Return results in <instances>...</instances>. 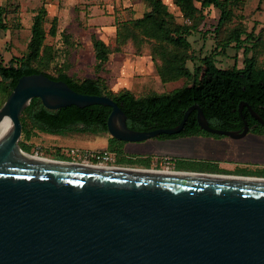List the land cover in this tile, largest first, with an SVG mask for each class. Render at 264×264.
Listing matches in <instances>:
<instances>
[{
	"label": "water",
	"instance_id": "1",
	"mask_svg": "<svg viewBox=\"0 0 264 264\" xmlns=\"http://www.w3.org/2000/svg\"><path fill=\"white\" fill-rule=\"evenodd\" d=\"M34 98L48 110L109 107L107 133L126 143L177 135L193 111L210 134L241 139L249 131L246 122L240 132L213 129L195 105L176 127L134 131L105 95L80 94L42 74L21 77L0 108V123H12L0 141V264H264V178L126 171L29 155L19 145L21 114Z\"/></svg>",
	"mask_w": 264,
	"mask_h": 264
},
{
	"label": "trees",
	"instance_id": "2",
	"mask_svg": "<svg viewBox=\"0 0 264 264\" xmlns=\"http://www.w3.org/2000/svg\"><path fill=\"white\" fill-rule=\"evenodd\" d=\"M39 1L41 5L32 15L23 53L11 56L5 63L0 52V94L4 96L2 104L21 77L42 74L53 81L64 82L77 93L111 98L125 114L126 126L130 130L153 131L176 127L186 109L195 105L201 109L208 125L213 129L240 132L246 122L250 131H264L247 109L249 106L264 121V58L260 62L256 55H248L251 48L255 49L259 45V37L255 38L252 32L247 34L241 28H234L227 37L216 40V47L209 55L198 58V65L193 70L187 67V63L194 60L188 37L200 32L207 17L204 11L210 9H214L218 17L212 28L205 33H210L215 38L220 35L225 25L231 21L232 12L228 0H172L191 22L190 26L175 23L162 0H144L148 11L141 18L115 24L113 45L92 38L94 61L90 68L96 75L95 78L70 74V67L66 64L54 63L56 50L52 45L46 44V39L57 35L58 17H51L50 27L46 29L44 25L48 17V0ZM7 15V7L0 5V39L5 38L10 30ZM243 35H246L244 39ZM251 40V48L246 47L244 43ZM232 44L238 50L243 49L242 66L217 67L215 56L220 55V52L216 51H224ZM128 46L131 47L130 50L126 49ZM114 53L147 57L152 62L160 83L183 81V84L167 93L148 92L141 96H136L129 90L112 92L98 75L105 71L109 56ZM53 68L55 72L51 73ZM110 112L111 108L101 105L48 110L39 99H31L22 112V120L26 119L30 125H27L26 120L22 121L24 141H29L37 132L107 134L106 123ZM200 134L219 137L202 131L196 122V111H193L179 134L160 135L157 138ZM125 144L126 142L109 136L105 150L116 154L119 161H124Z\"/></svg>",
	"mask_w": 264,
	"mask_h": 264
},
{
	"label": "rangeland",
	"instance_id": "3",
	"mask_svg": "<svg viewBox=\"0 0 264 264\" xmlns=\"http://www.w3.org/2000/svg\"><path fill=\"white\" fill-rule=\"evenodd\" d=\"M228 1L232 12L231 21L225 25V29L220 35L215 38L210 33H205L212 28L218 17V13L214 9H210L204 11V15L207 17L205 24L200 27V32L192 33L188 37L191 53L194 56V60L187 63L190 70L198 65L199 57L209 55L215 49L217 39H224L234 28H241L247 34L252 32L255 38L259 37L260 43L255 49L251 48L252 40L245 42L244 45L251 48L248 55L254 54L260 62L263 60L264 0ZM71 2L77 3L78 14L76 16L69 11L68 5ZM110 2L111 0H51L50 7L46 3L48 14L55 9L62 10V16H57V35L55 37L48 36L46 39V44L52 45L56 50L54 62L56 65L66 64L67 67H70V74H76L79 77L93 76L90 68L94 61L92 38L95 37L106 44L113 45L114 28L117 22H129L141 18L148 11L144 0H126V8H118L117 14L112 15V10L116 11V8L112 9L109 6ZM162 2L173 16L175 23L190 26L191 22L185 24L187 19L172 0H162ZM0 5L7 7V18L10 26L5 38L0 39L1 56L7 63L10 56H19L23 53L29 35L32 15L40 7L41 2L39 0H0ZM123 11H126V14L123 15ZM51 17L52 14L47 17L44 25L46 29L50 27ZM245 37L246 35H243L242 39ZM129 45L131 46V44ZM233 45L224 51L220 49L216 51L220 52V55L215 56L217 67L230 68L235 65L239 68L242 66L243 49L238 50ZM130 46L126 49L130 50ZM129 58L133 59L135 56L130 53L118 54L112 56L111 62L116 59L119 60L118 62L123 61V59L128 61ZM141 59L137 58L136 61ZM50 72L54 73V68ZM154 73L151 68H148L145 75L134 81L129 80L131 85L126 86V83L124 87L144 95L148 92L167 93L183 84V81L162 84L154 76ZM111 75V69L104 73V77H108L109 80ZM113 80L118 84L115 85L116 87L123 86L121 79L117 81L114 78ZM3 97V94H0V108L3 105ZM75 135L76 137L71 132L44 134L37 132L29 141H24L23 134L19 145L29 155L57 161L71 160L69 152L75 147L79 152L78 158L80 160L85 150L99 151L106 148L105 144L109 136L108 134L99 136V133L96 132H78ZM99 137H101L102 142L99 141ZM124 146L126 148V151L123 152L124 161H119V157L115 154L116 164L122 168H142L145 170L146 168H160L159 162L168 158L172 160L173 166L177 165L176 169H182L185 172L264 178V131H249L241 139H232L226 136L215 137L207 134L164 139L156 137L142 142L126 143Z\"/></svg>",
	"mask_w": 264,
	"mask_h": 264
},
{
	"label": "crops",
	"instance_id": "4",
	"mask_svg": "<svg viewBox=\"0 0 264 264\" xmlns=\"http://www.w3.org/2000/svg\"><path fill=\"white\" fill-rule=\"evenodd\" d=\"M47 3H48V7H50V5L52 4L51 3V0H48L47 1ZM60 5H63L62 3H60ZM66 6V5H65ZM112 9H114V8H116V11H114V10H112V15H115V14H117V12H118V8H121V7H123V8H126V0H111V2H110V5H109ZM68 7H69V11L71 12V13H73L75 16L78 14V12H77V9H78V6H77V3H72L71 2V4H69L68 5ZM87 9H89V8H87ZM52 13H49L48 14V16L50 15V14H52V17L53 16H62V10H53V11H51ZM122 14L124 15V14H126V11H123L122 12ZM1 52V51H0ZM118 54H120V55H126V53H114V54H111L110 56H109V59H108V62H107V64H106V66H105V71L104 72H102V73H100L98 76H100V77H102L103 79H104V83H105V86L110 90V91H112V92H118V91H121V90H129V91H131L133 94H135L136 96H141V95H143V94H139V92L138 93H136V92H133L132 91V89L130 90V89H127V88H125L126 86H129V85H131L130 84V82H129V80H135V79H139V77H142L143 75H145V72H146V70L148 69V68H151V70H153L154 71V67H153V65H152V62L150 61V59L149 58H147V57H135V58H129L128 59V61H126V59H123V61H121L120 60V62H118L119 60L118 59H116L114 62L112 61L111 62V60H112V56H114V55H118ZM128 56V55H127ZM11 57V56H10ZM137 58H142L141 60H138V61H136L137 60ZM144 58V59H143ZM146 58V59H145ZM147 59H148V61H147ZM117 62V63H116ZM150 62V63H149ZM111 66V67H110ZM110 69H111V71H112V75L109 77L110 78V80L108 79V77L107 78H105L104 77V73L107 71V72H109L110 71ZM155 72V71H154ZM93 73V72H92ZM137 74H139V75H137ZM154 76L157 78V76H156V73H154ZM96 77V75H94L93 74V76H91V78H95ZM114 78H116L117 79V81L119 80V79H121V83L123 84V86H115V85H118V84H116V82H114L115 80H113ZM110 81V83H109V81ZM127 80V81H126ZM126 83H127V85H126ZM129 83V84H128ZM124 85H126L125 87H124ZM68 133V132H67ZM71 133H73L74 134V136L76 137V135H75V133L76 132H71ZM103 134H105V135H107L106 133H99V136L100 135H103ZM108 138H109V136L107 137V140H108ZM99 141H101L102 142V139H101V137H99ZM107 146V142H106V144H105V147ZM75 148V147H74ZM126 148H125V146L123 147V152H125L126 150H125ZM102 150H105V148L104 149H102ZM99 151H101V150H99Z\"/></svg>",
	"mask_w": 264,
	"mask_h": 264
},
{
	"label": "built area",
	"instance_id": "5",
	"mask_svg": "<svg viewBox=\"0 0 264 264\" xmlns=\"http://www.w3.org/2000/svg\"><path fill=\"white\" fill-rule=\"evenodd\" d=\"M189 23L190 21L185 20V24H189ZM69 156L71 157V160L69 161L65 160V161L73 163V164L119 167V165L116 164V155L107 150H101V151L85 150V152L82 154V158L79 160L78 150H76L75 148H72L70 149ZM41 158H44V157H41ZM159 165H160V168H155V169H158L161 171H171L173 167L172 160L168 158L162 159L159 162ZM119 168H122V167H119Z\"/></svg>",
	"mask_w": 264,
	"mask_h": 264
},
{
	"label": "flooded vegetation",
	"instance_id": "6",
	"mask_svg": "<svg viewBox=\"0 0 264 264\" xmlns=\"http://www.w3.org/2000/svg\"><path fill=\"white\" fill-rule=\"evenodd\" d=\"M249 131H250V128H249ZM248 131V132H249ZM57 161V160H56ZM61 162H66V161H61ZM177 165L175 164L173 167H172V169H171V171L170 172H163V171H161V170H158V169H149V168H146V170L144 169H128V168H123V169H125L126 171H149V170H151V171H153V172H157V173H163V174H170V175H183V174H195V173H190V172H185V171H183L182 169H176L175 167H176Z\"/></svg>",
	"mask_w": 264,
	"mask_h": 264
},
{
	"label": "bare ground",
	"instance_id": "7",
	"mask_svg": "<svg viewBox=\"0 0 264 264\" xmlns=\"http://www.w3.org/2000/svg\"><path fill=\"white\" fill-rule=\"evenodd\" d=\"M12 123L10 117H6L0 123V141L5 138V136L11 130Z\"/></svg>",
	"mask_w": 264,
	"mask_h": 264
}]
</instances>
